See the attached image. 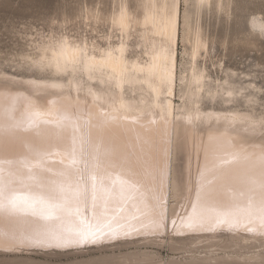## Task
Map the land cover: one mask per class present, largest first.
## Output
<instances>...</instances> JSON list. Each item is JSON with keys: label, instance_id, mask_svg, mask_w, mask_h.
Returning a JSON list of instances; mask_svg holds the SVG:
<instances>
[{"label": "bare ground", "instance_id": "6f19581e", "mask_svg": "<svg viewBox=\"0 0 264 264\" xmlns=\"http://www.w3.org/2000/svg\"><path fill=\"white\" fill-rule=\"evenodd\" d=\"M130 2L113 0L107 12L88 10L93 29L101 23L109 27L99 38L61 34L37 42L33 54L25 55L18 65L32 74L18 79L0 70V129L6 130L0 132V162H11L2 165L4 175L9 170L26 174L24 162L36 164L42 159L43 167L34 171L43 177L44 187L33 191L52 195L71 209L58 210L53 218L0 212V247H16L15 239L22 236L69 235L94 225L103 209L99 202L93 207L91 176H96L98 187L101 181L108 186L117 175L125 178L129 170L140 187L134 201L112 220V227L123 225L130 232L118 237L138 234L132 228L139 234L153 233L152 224L160 221L161 212L165 226L172 136L178 126L195 155V170L181 212L172 218L176 231L191 212L200 170L206 164L211 167L236 157L215 178L209 176L212 182L207 190L211 207L232 210L241 223L216 229L245 231L249 201L258 206L264 198L261 89L232 70H226L222 79L212 77L198 62L212 48L199 32L191 68L180 77L182 102L175 106L181 0ZM196 2L204 6L211 0ZM254 26L264 28V22L255 20ZM18 81L26 87L17 85ZM35 112L41 114L40 122L30 127ZM195 116L199 119L189 123L188 118ZM60 183L72 188L79 183L87 191L79 197L71 191H53ZM119 207V202H110L104 219H111ZM164 226L154 233L162 232ZM104 240L110 239L100 241Z\"/></svg>", "mask_w": 264, "mask_h": 264}, {"label": "rangeland", "instance_id": "374dc122", "mask_svg": "<svg viewBox=\"0 0 264 264\" xmlns=\"http://www.w3.org/2000/svg\"><path fill=\"white\" fill-rule=\"evenodd\" d=\"M112 2L0 0V70L18 79L32 74L26 66L18 65L25 55L33 54L37 42L49 36L87 34L99 38L108 33L106 23L93 29L86 16L90 9L107 12ZM255 20L264 22V0H211L204 6L196 0H181L175 106L182 102L184 81L180 77L191 68V53L199 32L212 48L208 54L202 53L198 62L214 78L222 79L226 70H232L243 80L254 82L261 89L259 98L264 105V28L254 26ZM17 85L26 87L22 82ZM181 130L178 126L172 136L169 212L162 232L67 248L0 247V264H258L264 236L223 228L195 233L175 230L172 218L181 212L195 170V155Z\"/></svg>", "mask_w": 264, "mask_h": 264}, {"label": "snow or ice", "instance_id": "6c2138e0", "mask_svg": "<svg viewBox=\"0 0 264 264\" xmlns=\"http://www.w3.org/2000/svg\"><path fill=\"white\" fill-rule=\"evenodd\" d=\"M40 116L41 114L39 112L33 113L29 120V126H38ZM196 119H199V116L188 118L189 123H192ZM260 127L264 130V118L260 121ZM3 131L6 130L0 129V132ZM83 143L82 141L81 151H83ZM235 159V156L230 160L222 159L213 163L211 167L206 164L200 170L196 200L190 203L191 212L182 218L180 228L177 229L178 232L181 230L188 232L214 231L218 226H227L232 229L240 225V217L232 210H220L210 206L209 192L207 190V186L212 182L209 176L215 178V173L218 170L231 164ZM72 162H76L75 156H73ZM262 162H264V157H262ZM4 163L11 164V162H0V212L9 215L40 214L45 218H53L58 210L71 211V209H65L64 203L57 201L54 196L33 191L34 187H44L43 177L34 171L36 168L43 167L42 159L38 160L36 164L27 161L24 162L22 167L26 169V174L19 170L16 172L9 170L7 177L4 175L5 169L2 166ZM81 180H83V177H81ZM91 180L93 207H96L99 202L103 209L94 225L89 224L85 228L75 229L69 235L62 233H37L32 236H22L16 238L15 243L26 247L67 248L73 245L95 244L103 239H115L121 232L123 235H129V230L123 225H117L120 231L112 227V220H115L118 212L124 211V205H127L129 201H134L136 194L139 192L140 185L136 174L129 170L125 178L117 175V178L112 180L108 186H105L101 181L98 187L95 175L91 176ZM261 189L264 190V182L261 183ZM53 191L60 194L71 191L76 197H79L87 191V188L82 189L79 183L75 188H72L71 185L66 186L60 183L57 184ZM112 201L119 202L120 207L112 214L111 219H104L109 216V203ZM76 211L78 212L79 209H76ZM160 216V221H154L152 224L153 233L164 226L163 212L160 213ZM246 216L247 220L244 224L245 231L252 233L258 232L261 236H264V198H262L258 206L253 205L250 200ZM136 218L135 216L133 217V219ZM172 223L175 225L176 221L173 220ZM131 231L139 234L135 228H132ZM246 264H256V262L246 261ZM258 264H264V251L261 252V259Z\"/></svg>", "mask_w": 264, "mask_h": 264}]
</instances>
